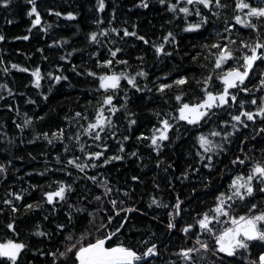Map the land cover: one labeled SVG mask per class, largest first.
<instances>
[{"label":"trees","instance_id":"16d2710c","mask_svg":"<svg viewBox=\"0 0 264 264\" xmlns=\"http://www.w3.org/2000/svg\"><path fill=\"white\" fill-rule=\"evenodd\" d=\"M139 0H105V11L102 13L96 10V0H36L38 11L42 17V24H51L52 27L47 32L41 31L40 26L32 27L31 19L27 12L31 5L27 4V0H12L8 8L0 6V34L5 36L4 41H0V85H7V89L12 90V95L8 94V90L0 88V164L7 167L6 178L0 175V209L3 210L0 214V241L6 238L18 239L26 242L31 248V251L22 253V258L18 264H51V257L41 256L39 250L51 251L60 245L61 236L56 232V223H66V213L69 211L67 206L59 207L56 212L51 211L48 204H44L41 209L35 211L24 212L23 209L15 214L10 212L7 205L2 201L9 192H20L22 189L27 190L24 195V200L15 202L17 205L24 203H33L42 200V191L50 190L48 185L55 180H63L66 183L73 184L74 191L71 194L70 203L76 206L87 205L88 210L92 211L98 205L92 201L94 195H100L104 189L97 187L90 180L81 179L84 173H79L75 168L69 166L68 171L72 172V176L66 175L62 163L56 162V157L60 156L62 161L72 156H78L82 161H86L84 154L80 151L79 146L75 144V140H66L69 151H64V144L54 141L48 144L42 137L37 139L36 136L41 132L56 131L58 128H64L65 135L75 133L78 129L76 121L69 120L74 117L75 112L80 111L92 118L94 116V108L99 93L96 91L98 81L90 76H87L86 70L103 72L104 69L96 67V60L111 58L108 53V48L119 47L122 49L117 54V59H125L128 65H113L114 69L119 72L127 70L129 73L135 74V71L142 67L148 72L146 81L137 78L138 82L143 86L144 83L152 88L151 92L142 91L136 92L127 82L122 80L121 87L127 88L128 103L127 112L135 113L134 116H126L125 109H121L112 117L116 135L113 139L105 138L108 145L106 156L118 153V140L122 135L130 137L127 141L121 142L124 144L125 153L136 151L137 157H126L121 161H113L110 164L98 168L86 169L88 175H97L98 179L103 181L107 179L109 187L113 189L111 198L124 201L125 207H134L139 211L133 213H121L128 215L129 219L125 222V228L122 231L127 233L125 243L134 244L139 239H149L150 242L157 243L159 255L155 258H149L150 264H181L180 258L175 255L183 247H192L195 245V236L191 238L185 237L180 232L179 226L186 222H193L197 212L206 210L207 206L212 202V193L223 183L227 182L228 173L225 172V179L221 181L219 176H215L213 185L210 189H204L200 185V180L197 178L201 174L207 175V170L201 168V174L190 175L187 180L179 178L181 172L193 161V145L195 143L196 130L188 126L186 131L184 127H180L179 132L173 129L169 135L173 137V142L165 147L160 159L164 161L160 167H156V153L149 146L147 141H137L136 136L141 133L148 135L150 129L156 123L153 116V111H171L176 102L171 99V94L163 96L156 91L154 86L161 82H171L174 78L181 75L189 77V84L184 87L188 89L186 100L200 95V90L194 83V79H200L208 74V69L200 67L201 63H208L200 57L198 60H192L191 55L200 52L198 45L205 42V38L215 39L214 32L223 30L225 16L228 22L235 25L232 19L234 13L235 0H222L229 7L222 10L220 18L215 20V28L207 26V31H203V36L196 33L183 32L182 17L172 19L173 14L166 11L164 7L159 5L158 0H149L150 6L148 9L136 7ZM175 3V0H172ZM253 4H258L260 1L249 0ZM191 7V6H189ZM49 10L60 11L66 15L68 11H73L77 14L75 21H68L64 16L56 17L50 14ZM113 10H115V19L112 18ZM207 13V10H203ZM100 17L104 23L100 28H107L109 35L107 37H99L101 43L99 45L90 42L86 36L91 31H97V25L92 23L94 19ZM34 18V17H33ZM189 20L196 22L198 18L189 17ZM214 19V18H212ZM172 21L169 23V21ZM8 21H12L8 23ZM110 22V23H109ZM132 25L136 27L133 28ZM128 28L129 31H136L138 35L145 36L150 41L146 45L136 37H124L121 32L119 36L111 32V28ZM168 31H172L179 41V50L173 51L171 45H165L167 51H171V56H157L151 43H160L161 37ZM211 34V35H210ZM28 35V40L15 39L17 36ZM234 38L248 39L254 36L250 29L243 28L240 25H235L232 30ZM67 40L68 43L62 47L53 45L54 41ZM113 41V43H109ZM197 45V47H193ZM43 49V52L38 51ZM73 49L76 51L73 52ZM71 52L69 60H60L61 55H66ZM93 53L98 55L93 56ZM188 53V55H185ZM47 57V59H44ZM143 57V61L137 59ZM259 63V62H258ZM17 64L21 67H27L30 70L39 66L42 74L49 71L54 74H63L68 79L62 80L59 84L54 83L47 77L41 80V88L37 89L33 84V77L30 73L21 72L17 69H12L11 65ZM76 65V71L72 70V65ZM210 67V66H209ZM4 68H8L7 73ZM264 68V66H261ZM261 69H257L259 71ZM81 73V74H77ZM165 75L167 81L164 80ZM157 77L160 79L157 80ZM51 87V92L48 91ZM166 92L168 90H165ZM43 92L48 96L44 100L40 93ZM257 96L261 95L256 93ZM123 96V93H121ZM245 94H241L244 97ZM29 100L35 103H28ZM167 100V103H165ZM114 103H123L120 97L114 100ZM253 109L255 106H251ZM249 105H245L247 110ZM31 117L32 123L24 127L23 134L18 129L16 124H23L25 118ZM43 117V119H37ZM66 117L68 119H66ZM224 119L229 117L224 114ZM129 119H135L136 124L129 128ZM85 124V121H80ZM183 123V122H181ZM242 129L241 133L233 139V143L229 146L230 151L227 155L219 158L217 162V171H220L228 165L229 158L233 152L237 155L240 145V136H251L252 127ZM257 118V125H259ZM207 131V127L202 129ZM178 137V138H177ZM29 141H34L30 143ZM81 142L85 144L87 151L101 150L96 149L93 142L88 136H82ZM89 145H92L89 147ZM246 150L255 147L253 153L257 158H260V149L264 148V139L257 136L256 140L249 139L242 145ZM103 159V158H101ZM9 161L11 162L9 164ZM99 164L100 161H97ZM168 163L173 165L167 172L164 168ZM146 165V167H145ZM199 166V165H196ZM47 169V171H46ZM41 173H44L41 175ZM132 176H137V181L132 180ZM36 185V188L30 187ZM158 185V187H157ZM56 185L52 184V188ZM195 188V191H193ZM120 191L117 192L116 190ZM124 192H128L130 196H124ZM87 196V200H82L81 197ZM179 196L184 202L182 207L185 211L182 213V218L177 217V229L169 231L167 223L169 217L167 212L171 211V205L175 203L176 197ZM155 198L162 203H167L169 208L156 207L151 204V200ZM111 213V205L107 203V198L102 205ZM119 207V203H118ZM105 213L101 212L103 216ZM87 213L81 214L76 221L77 228L85 225L87 221L84 217ZM48 216L45 220L44 217ZM15 219V228L19 236L13 235L11 230H8L5 225L9 218ZM120 222V218L116 217L113 220L112 227H116ZM51 233V237H38L33 233L37 230ZM130 229V231H128ZM155 233V235H152ZM206 240L211 245L213 242L206 236L200 237ZM198 247V245H195ZM260 249L257 243L252 248V255ZM61 250L63 248L61 247ZM231 260L232 258H226ZM216 257L207 254L205 264H214ZM235 264V262H233ZM243 264V261H241Z\"/></svg>","mask_w":264,"mask_h":264},{"label":"snow or ice","instance_id":"6c2138e0","mask_svg":"<svg viewBox=\"0 0 264 264\" xmlns=\"http://www.w3.org/2000/svg\"><path fill=\"white\" fill-rule=\"evenodd\" d=\"M12 0H0V6L8 8ZM159 5L173 14L172 19L180 18L179 14H183L182 20L185 26L183 32L196 33L203 36V31H207V26L215 28V20L220 18L222 10H226L229 5L222 0H158ZM27 4L31 5L27 12L31 19L32 27L40 26V30L47 32L52 27L51 24L43 25L42 17L37 8L36 0H27ZM150 6L149 0H139L136 7L148 9ZM191 6V7H189ZM105 0H96V10L99 13L105 11ZM207 10L205 13L203 10ZM50 14L56 17L64 16L68 21H75L77 14L73 11H68L63 14L60 11L49 10ZM234 15L232 19L235 25H240L243 28L250 29L254 36L248 39L240 38L237 40L232 35V30L235 25L228 22L225 16L223 30L214 32L215 39L205 38V42L198 45L201 49L191 55L192 60H198L203 57V60L208 63H201L200 67L208 69V74L200 79H194V83L200 90V95L186 100L188 89L185 85L189 84V77L181 75L174 78L171 82H161L154 86L156 91L163 96L171 94L176 104L171 111H153V116L156 123L150 129V134L141 133L136 136L137 141H147L152 150L156 153V167H160L164 163L160 159L162 150L173 142V137L169 133L176 129L179 132L180 127L188 130V126L196 130L195 143L193 145V161L180 174L179 178L187 180L190 175L201 174V168L207 170V175L201 174L197 178L200 180V185L204 189H210L213 185L215 176H219L221 181L227 175V182L223 183L212 193V202L207 206L206 210L197 212L193 222H186L179 226V231L185 237L191 238L195 236V245L192 247H183L179 252L175 253L181 264H205L207 254L216 257L214 264H264V148L259 151L260 158H257L253 153L255 147L247 150L242 146L249 139L256 140L257 136L264 139V0H260L258 4H253L249 0H235ZM34 17V18H33ZM189 17H196L198 20L193 22ZM112 18L115 19V10H113ZM214 18V19H212ZM12 21H8L11 23ZM172 21L170 20L169 23ZM97 25V31H91L86 38L93 44L101 43L99 37H107L109 31L107 28H100L104 23L103 19L97 17L92 21ZM110 23V22H109ZM135 28V25H132ZM203 30V31H202ZM111 32L117 36L123 33L124 37H136L144 44H150V41L143 35H138L136 31H129L128 28H111ZM211 35V34H210ZM15 39L28 40L29 36H17ZM5 36L0 34V41H4ZM67 40L54 41L50 46H63L67 44ZM113 43V41H109ZM165 45H171L173 51L179 50V41L172 31H168L161 37L160 43H151L157 56H171L172 52L167 51ZM197 47V45H193ZM43 52V49H38ZM76 49H73V52ZM108 53L111 58L96 60V67L104 69L103 72L86 70L87 76L93 77L98 81L96 91L99 97L96 100L94 108V116L89 118L88 115L80 111L75 112L74 117L69 120L72 123L76 121L78 129L75 133L65 135L64 128H58L56 131L38 133L36 138H43L48 144L54 141L64 144V151L70 149L65 143L66 140H75V144L79 146L80 151L84 154L86 161H82L78 156L66 158L62 161L60 156L56 157L57 163H62L66 175L72 176V172L68 171L69 166L75 168L79 173H84L81 179L92 181L97 187L104 189L100 195H94L92 201L97 202V207L92 211L88 210L87 205L76 206L70 203L71 194L74 191L73 184L66 183L63 180L52 181L48 185L50 190L42 191V200L33 203H24L17 205L15 202L23 201L27 190L22 189L20 192H9L10 198H5L2 203L7 205L12 214L17 213L21 209L26 213L41 209L46 203L51 207L52 212H56L59 207L67 206L66 223H56V232L61 236L60 245L55 247V250L44 251L37 250L41 256L51 257V264H150L149 258H155L159 255L158 246L155 242H150L149 239H139L134 244L125 243L127 233L122 231L125 228V222L129 219L128 215L121 213H133L139 211L134 207H125L123 200L111 198L113 189L109 187L107 179L99 180L97 175H88L86 169L98 168L110 164L113 161H121L126 157H137L136 151L125 153V147L122 141L130 139L128 135H122L119 143L118 153L106 156L108 145L105 138L113 139L116 135V129L112 117L116 115L122 108L125 109L126 116H134L135 113L127 112L128 93L127 88L121 87V81L127 82V85L135 89L136 92L148 91L152 88L148 87L147 83L141 86L137 78L146 81L148 72L142 67L135 71V74L129 73L127 70L117 72L113 65H128L125 59H117V54L122 51L121 48H108ZM72 53L61 55L60 60H69ZM93 56L98 55L93 53ZM188 55V53H185ZM47 59V57H44ZM143 61V57H137ZM259 62V63H258ZM2 63V61H0ZM210 66V67H209ZM12 69H17L21 72L30 73L33 77V84L37 89L41 88V80L47 77L49 80L59 84L62 80H67L68 77L63 74H54L49 71L42 74L39 66L34 69L21 67L17 64L11 65ZM257 69H261L257 71ZM72 70L76 71V65H72ZM8 68H4L7 73ZM81 74V73H77ZM160 78L157 77V80ZM164 80L167 81L165 75ZM0 88L7 89V85H0ZM8 94L12 95V90L7 89ZM51 87L48 91L51 92ZM165 90H168L167 92ZM123 93V96H121ZM245 94L241 97V94ZM256 93L261 95L257 96ZM44 100L48 96L41 92ZM120 97L123 100L122 104L114 103V100ZM2 98V97H0ZM28 103H35L29 100ZM167 103V100H165ZM249 105L246 110L245 105ZM251 106H255L254 109ZM226 114L229 118L224 119ZM257 118L259 125H257ZM31 117L25 118L23 124L15 126L21 130L23 134L24 127L32 123ZM37 119H43L38 117ZM66 119H68L66 117ZM85 121V124L80 123ZM183 122V123H181ZM252 127L251 136H240V145L237 155L233 152L229 158L228 165L217 171V162L219 158L227 155L230 151V145L233 139L241 133L242 129ZM135 119H129V128L136 124ZM207 127V131H203ZM82 136H88L95 145L94 151H87L85 144L81 142ZM178 138V137H177ZM30 143L34 141H29ZM92 145H89L91 147ZM103 158V159H101ZM97 161H100L98 164ZM11 162L9 161V164ZM199 165V166H196ZM146 167V165H145ZM169 168H173L171 163H168L164 168L167 172ZM47 171V169H46ZM7 167L0 164V175L6 178ZM44 173H41L43 175ZM137 176H132L133 181H137ZM52 184L56 187L52 188ZM33 189L36 185H31ZM158 187V185H157ZM117 192L120 190L117 189ZM195 191V188H193ZM124 196H130L128 192L123 193ZM107 198V203L111 205V213L102 207ZM82 200H87V196L81 197ZM119 203V207H118ZM183 201L179 196L176 197L175 203L171 205V211L167 212L169 217L167 229L169 231L177 229L178 225L175 222L177 217L182 218V213L185 209L182 207ZM156 207L169 208L167 203H162L153 198L151 204ZM3 210L0 209V214ZM101 212L105 214L100 215ZM87 213L84 219L87 221L85 225L77 228L76 221L81 214ZM119 217L120 222L116 227H112L113 220ZM45 220L48 216L44 217ZM8 230H11L13 235L19 236L15 228V219L9 218L5 225ZM130 231V229L128 230ZM38 237H51V233L37 230L33 233ZM155 235V233H152ZM206 235L213 243L210 245L208 241L202 240L200 237ZM124 237L125 239H122ZM260 245V249L252 255V248L256 244ZM61 247L63 250H61ZM29 245L18 239L6 238L0 241V264H18L22 258V253L31 251ZM226 258H232L227 260ZM175 264V262H173Z\"/></svg>","mask_w":264,"mask_h":264},{"label":"water","instance_id":"95a60500","mask_svg":"<svg viewBox=\"0 0 264 264\" xmlns=\"http://www.w3.org/2000/svg\"><path fill=\"white\" fill-rule=\"evenodd\" d=\"M254 1H260V0H254Z\"/></svg>","mask_w":264,"mask_h":264}]
</instances>
